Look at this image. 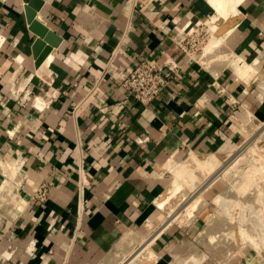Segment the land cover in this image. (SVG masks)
Masks as SVG:
<instances>
[{
  "label": "crops",
  "instance_id": "obj_1",
  "mask_svg": "<svg viewBox=\"0 0 264 264\" xmlns=\"http://www.w3.org/2000/svg\"><path fill=\"white\" fill-rule=\"evenodd\" d=\"M25 7L0 0V161L20 162L51 192L0 232V264H115L127 234L157 212L161 168L187 153L229 154L245 121L264 122V0L243 2L229 60L211 69L175 42L212 17L207 0H43L37 19L61 41L39 68ZM168 58L183 69L150 104L122 87L141 61ZM193 240L163 232L154 264H180ZM233 264L264 260L249 250Z\"/></svg>",
  "mask_w": 264,
  "mask_h": 264
},
{
  "label": "rangeland",
  "instance_id": "obj_2",
  "mask_svg": "<svg viewBox=\"0 0 264 264\" xmlns=\"http://www.w3.org/2000/svg\"><path fill=\"white\" fill-rule=\"evenodd\" d=\"M207 27L203 26L193 33L190 45H187V51L190 58L200 63L204 69H211L219 62L228 61L229 58L223 51L224 42L219 47L207 51L211 38ZM245 123L249 125L247 129L244 126L246 131L240 144L234 147L231 153L219 155L222 165L220 164L221 167L218 166V169L223 168L222 175L213 179L214 183L210 186L211 188H207L206 191L210 190L206 194H204L206 191L202 192V199L199 196L200 203L195 206L191 216L186 217L184 224L179 226V224L173 223L170 227L174 230L180 227V230L187 232L188 236L191 235L196 240H193L190 243L191 246L187 247L186 256L181 261L191 258L184 264H201V260L210 262L211 259L226 258L229 254L235 255L236 253L239 258L249 250L251 252L255 250L253 251L255 255L257 254L261 260H264V144H262L264 142V122L251 119ZM250 148L252 151L256 150L257 153L247 151ZM201 156L202 158L207 157V155L187 153L177 159L174 158V160L180 163L187 161V158L197 157L196 159H198ZM164 166L165 164L162 167ZM192 169L185 176L186 185L183 186V190L167 203L166 208L159 213L160 216H153V219L149 220L146 225L144 224L142 228L127 234L124 250L115 257V264H129L130 259L137 254L144 243L152 238L155 232L168 220L167 217L177 213L179 204H183L187 200L191 201V196L194 197V193L197 191L194 175L200 174L198 180L204 181V175L198 171V166H194ZM161 173L166 194L171 188L174 176L173 172L163 171L162 168ZM154 208L156 211V206ZM199 215L201 216L199 217ZM204 225L206 233L203 235ZM216 235L218 238L215 237ZM200 237H203L201 247L196 244ZM244 237H252L257 242L253 240L252 245L251 239ZM209 240L211 245L208 243ZM149 250L151 252L144 250L142 254L145 257L150 256L149 260L153 261L156 257L152 252V245L149 246ZM140 259L143 258L139 257L132 264H142L143 260Z\"/></svg>",
  "mask_w": 264,
  "mask_h": 264
},
{
  "label": "built area",
  "instance_id": "obj_3",
  "mask_svg": "<svg viewBox=\"0 0 264 264\" xmlns=\"http://www.w3.org/2000/svg\"><path fill=\"white\" fill-rule=\"evenodd\" d=\"M210 19L189 22L183 27L182 36L175 42L186 59H192L187 51V45H190L193 33L197 32V29L203 26H208ZM198 64L202 66L200 63ZM182 69L183 65L175 58H168L163 63L154 64L147 61H141L126 74L122 82V87L132 94L138 102L143 105H148L165 91L171 81L178 76ZM0 175L3 178V181L0 184V232L4 230L14 232L17 226V219H15V216H21L35 203H46L50 196L51 186L48 183L35 185L27 175H22L20 162L10 164L5 161H0ZM207 207H205V209H207ZM200 216L201 215H199V217ZM170 227H172V225ZM170 227L165 231L171 229ZM205 227L206 226L204 225V231H202L203 235L206 233ZM215 237L218 238V235ZM202 238L203 237H200L198 239V242H200L198 246L200 247ZM208 243L211 245L210 240ZM229 256L226 258L218 257L217 260L211 259L210 262H207V260H201V264H233L237 260L238 253L235 255L229 254ZM190 258L191 257L180 262V264L187 263Z\"/></svg>",
  "mask_w": 264,
  "mask_h": 264
},
{
  "label": "bare ground",
  "instance_id": "obj_4",
  "mask_svg": "<svg viewBox=\"0 0 264 264\" xmlns=\"http://www.w3.org/2000/svg\"><path fill=\"white\" fill-rule=\"evenodd\" d=\"M245 0H207V2L211 5V7L214 9V14L212 15L211 19L208 22L209 32H210V43L207 48V51L213 50V48L219 47L223 42H225L227 36L230 35L232 32V28L229 30L222 32V25L226 22L227 24L231 22V20L240 18V6L243 4ZM233 22V21H232ZM207 27V28H208ZM53 54H50L45 61L44 66H48L49 62L52 60ZM35 59V58H34ZM208 62V61H207ZM205 64V63H204ZM46 73V72H45ZM251 153L252 149H248ZM247 151H245L247 153ZM244 152V153H245ZM252 152H256L252 151ZM254 153V154H255ZM248 154V153H247ZM253 155V154H252ZM259 155V154H258ZM255 157V156H254ZM257 157V156H256ZM197 158V157H196ZM194 157L187 158V161L176 163L173 166L169 167V170L173 172V182L171 185V188L168 190V192L163 194L157 201V212L155 213L154 217L160 216L159 213L162 212L166 207L167 203L176 196L181 190H183V186L186 185L185 183V176L190 172V170L194 166H198V171H201L204 175V181L198 180V174L194 175L195 182V188L197 191L194 193V197H192L191 201H185L184 204H179V210H177V213H173L170 216L167 217V221L160 227L158 231L155 232V234L150 238L148 241H146L143 245V247L140 248V250L135 254L129 261V264H132L133 261L139 259V257L143 258L140 260H143L142 264H153L151 262H154L149 260V258L144 256L142 252L145 250L146 252H151L149 250V246L152 245V243L167 229L169 228L173 223L179 224V226L186 220L187 216H191L192 212L195 209V206H197L201 200L200 199L202 192H205L207 188L212 186L214 183L213 179L219 178L222 174L223 168L220 170L218 169V166H220V156L215 154H209L207 157L202 158V156L198 159ZM253 158V157H252ZM222 160V159H221ZM222 165V164H221ZM221 167V166H220ZM219 167V168H220ZM217 169V170H216ZM193 170V169H192ZM197 170V169H196ZM195 170V171H196ZM202 175V174H201ZM202 175V176H203ZM208 175V176H207ZM201 179V177H199ZM212 179V180H211ZM206 188V189H205ZM178 206V205H177ZM172 213V212H171ZM188 219V218H187ZM182 224V225H183ZM181 225V226H182ZM245 239H251V243L253 240L256 241V239L252 237H244ZM257 242V241H256ZM253 245V243H252ZM258 245V243H257ZM142 254V255H141ZM150 255V254H149ZM151 258V257H150Z\"/></svg>",
  "mask_w": 264,
  "mask_h": 264
},
{
  "label": "water",
  "instance_id": "obj_5",
  "mask_svg": "<svg viewBox=\"0 0 264 264\" xmlns=\"http://www.w3.org/2000/svg\"><path fill=\"white\" fill-rule=\"evenodd\" d=\"M24 2L26 4L25 12L28 28L37 36L32 48L36 68H39L51 54L53 48L59 46L61 40L37 19L38 13L43 7V0H24ZM232 26L233 22L231 21L226 25H222L221 31L225 32Z\"/></svg>",
  "mask_w": 264,
  "mask_h": 264
}]
</instances>
